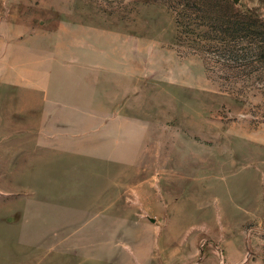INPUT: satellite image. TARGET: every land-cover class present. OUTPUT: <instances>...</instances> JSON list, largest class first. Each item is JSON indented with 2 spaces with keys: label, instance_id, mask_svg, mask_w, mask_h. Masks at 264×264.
Masks as SVG:
<instances>
[{
  "label": "rangeland",
  "instance_id": "374dc122",
  "mask_svg": "<svg viewBox=\"0 0 264 264\" xmlns=\"http://www.w3.org/2000/svg\"><path fill=\"white\" fill-rule=\"evenodd\" d=\"M223 1L249 23L219 69L176 17L210 29ZM0 22L25 44L1 222L56 264H264V0H3Z\"/></svg>",
  "mask_w": 264,
  "mask_h": 264
},
{
  "label": "crops",
  "instance_id": "0c3cea01",
  "mask_svg": "<svg viewBox=\"0 0 264 264\" xmlns=\"http://www.w3.org/2000/svg\"><path fill=\"white\" fill-rule=\"evenodd\" d=\"M4 25L0 22V80L17 79L18 71L23 80L18 70L24 55L23 37L4 30ZM55 247V240L25 238L22 224L0 221V264H56Z\"/></svg>",
  "mask_w": 264,
  "mask_h": 264
},
{
  "label": "trees",
  "instance_id": "16d2710c",
  "mask_svg": "<svg viewBox=\"0 0 264 264\" xmlns=\"http://www.w3.org/2000/svg\"><path fill=\"white\" fill-rule=\"evenodd\" d=\"M223 2L224 5L217 3L207 9V12L210 13V16H207V21L214 24L210 29H206L208 26L206 20L195 24L194 21H191L194 19L188 15L177 14L176 17L179 36L185 32L186 36L194 43L195 51H198L197 54L201 55L205 63L207 64L208 61L206 54H209L211 64L216 65L215 68L218 67L219 69L227 67L230 60L237 62L241 46L235 43L236 40L234 39L241 33L246 35V25L249 23L247 17L233 12L230 5L225 1ZM252 25L254 27L256 23L254 22ZM201 27L206 30H200ZM261 49L260 47V51Z\"/></svg>",
  "mask_w": 264,
  "mask_h": 264
},
{
  "label": "water",
  "instance_id": "95a60500",
  "mask_svg": "<svg viewBox=\"0 0 264 264\" xmlns=\"http://www.w3.org/2000/svg\"><path fill=\"white\" fill-rule=\"evenodd\" d=\"M237 0H235V2H236Z\"/></svg>",
  "mask_w": 264,
  "mask_h": 264
}]
</instances>
